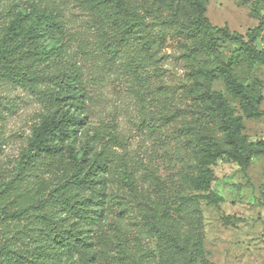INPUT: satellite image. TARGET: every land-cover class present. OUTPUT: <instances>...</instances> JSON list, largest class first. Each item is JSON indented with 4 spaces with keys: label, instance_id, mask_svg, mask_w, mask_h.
I'll return each mask as SVG.
<instances>
[{
    "label": "rangeland",
    "instance_id": "rangeland-1",
    "mask_svg": "<svg viewBox=\"0 0 264 264\" xmlns=\"http://www.w3.org/2000/svg\"><path fill=\"white\" fill-rule=\"evenodd\" d=\"M122 1L136 16L116 17L114 0L0 1V36L22 6L32 16L53 15V36L43 39L52 57L44 65L52 70L54 62L57 75H76L86 103V126L77 137L17 182L14 169L31 127L41 120L45 89L34 94L0 82V212L5 208L12 216H0V248L19 254L14 260L0 253V264H264V155L252 157L245 171L217 158L206 167L213 177L209 189L193 186L204 171L197 151L224 145L213 93L242 118L246 146L264 149V63L253 55H264V32L251 53L229 42L206 52L199 43L208 35L191 26L187 0ZM205 16L213 27L245 36L264 30V0H205ZM127 25L139 26L131 46L114 54ZM230 63L233 77L260 99L259 119L245 118L225 88L220 74ZM73 156L104 163L103 218L84 243L64 248L55 234L44 233L41 218L45 212L58 216L60 207L40 211L32 205L59 184L65 195L83 196L65 183ZM19 209H27L23 219L13 216Z\"/></svg>",
    "mask_w": 264,
    "mask_h": 264
},
{
    "label": "trees",
    "instance_id": "trees-1",
    "mask_svg": "<svg viewBox=\"0 0 264 264\" xmlns=\"http://www.w3.org/2000/svg\"><path fill=\"white\" fill-rule=\"evenodd\" d=\"M2 1V0H0ZM103 3V0H98ZM191 11V26L200 28L208 35L207 39L199 43L203 50L211 51L217 48L219 42H229L239 46L246 52H252L255 43L264 32L262 27L248 31L245 36L230 33L226 28L213 27L205 16V0H187ZM116 17L136 16L130 7L122 0H114ZM170 25V23H164ZM0 36V82L3 85L21 87L32 93L38 87H44L45 91L40 96L39 102L43 111L39 123L30 129L29 143L24 153L19 156L13 173V180L22 182L26 179V173L41 159L58 156L62 152V145L74 140L86 126L85 118V91L78 84L76 75L55 73V63L52 70L45 67L44 59L52 57L49 49L45 48L44 37L53 36L52 28L57 22L51 13L37 11L33 16L29 9L22 6L13 11L11 19ZM138 25H127L120 37L113 44L114 54L125 52L131 46V39ZM57 42L56 37H52ZM50 47V46H49ZM56 54L58 50L53 48ZM55 54V58L59 55ZM254 58L264 63V55L255 53ZM231 63L221 71L220 77L229 94L239 101V107L243 116L247 119H259L263 116L260 111V99L253 96L231 74ZM35 94V93H34ZM213 105L221 118L220 129L224 137L222 147H201L197 151L196 162L204 168L203 174L194 180V188L199 192L209 189L213 177L207 170L217 158L225 157L237 164L245 171L252 157L264 155V149H254L246 146L241 138L242 118L236 116L232 107L224 98L213 93L210 95ZM75 162L74 171L67 181L73 188H77L83 196L71 197L65 195L64 185L59 184L56 191L46 199L32 205L40 211H44L49 204L60 207L59 215L50 213L42 214L43 231L47 234H55V240L64 248L77 246L84 243L83 236L91 232L100 224L103 218L105 181L99 174L104 171V163L101 159L90 161L85 156ZM210 204H216L212 195L202 197ZM262 199L264 208V185L262 187ZM30 207V208H32ZM0 216L12 217L5 208L1 209ZM15 219H23L27 216V209H19L13 213ZM71 219L75 221L65 227ZM78 220V221H77ZM37 251L36 249H31ZM0 253L13 256L17 260V251L11 247H1ZM50 255H45L44 260L49 261Z\"/></svg>",
    "mask_w": 264,
    "mask_h": 264
}]
</instances>
